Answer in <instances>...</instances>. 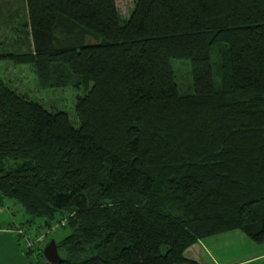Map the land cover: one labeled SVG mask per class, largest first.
Instances as JSON below:
<instances>
[{"label":"trees","instance_id":"obj_1","mask_svg":"<svg viewBox=\"0 0 264 264\" xmlns=\"http://www.w3.org/2000/svg\"><path fill=\"white\" fill-rule=\"evenodd\" d=\"M24 1L32 50L6 57L83 90L75 126L0 80V210L69 229L46 264H199L189 246L235 229L264 243V0H134L127 19L116 0Z\"/></svg>","mask_w":264,"mask_h":264},{"label":"rangeland","instance_id":"obj_2","mask_svg":"<svg viewBox=\"0 0 264 264\" xmlns=\"http://www.w3.org/2000/svg\"><path fill=\"white\" fill-rule=\"evenodd\" d=\"M119 13L129 18L134 0H116ZM0 80L6 82L16 92L41 103L50 111L65 112L73 125H78L75 114L76 96L82 89L66 87H41L30 66L15 64L10 53L32 50V40L28 26V15L24 0H0ZM181 92H190V63L186 59H173ZM29 215L24 207L13 199H7L0 210V264H46L43 249L51 239L60 240L69 233L67 227H59L49 233L43 220L35 218L27 221ZM12 221L13 226H10ZM23 232V233H21ZM38 235L41 239L36 241ZM32 242L31 252L26 253Z\"/></svg>","mask_w":264,"mask_h":264},{"label":"crops","instance_id":"obj_3","mask_svg":"<svg viewBox=\"0 0 264 264\" xmlns=\"http://www.w3.org/2000/svg\"><path fill=\"white\" fill-rule=\"evenodd\" d=\"M9 224L13 226L12 221ZM184 256L199 264H264V243L235 229L199 239Z\"/></svg>","mask_w":264,"mask_h":264},{"label":"water","instance_id":"obj_4","mask_svg":"<svg viewBox=\"0 0 264 264\" xmlns=\"http://www.w3.org/2000/svg\"><path fill=\"white\" fill-rule=\"evenodd\" d=\"M43 256L48 262H58L61 260V256L58 253L57 244L54 239H51L43 249Z\"/></svg>","mask_w":264,"mask_h":264}]
</instances>
